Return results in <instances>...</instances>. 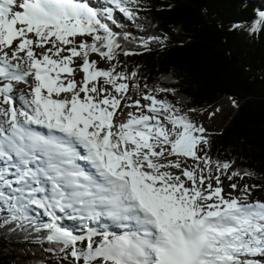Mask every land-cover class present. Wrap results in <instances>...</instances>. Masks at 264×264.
Masks as SVG:
<instances>
[{"label": "snow or ice", "instance_id": "obj_1", "mask_svg": "<svg viewBox=\"0 0 264 264\" xmlns=\"http://www.w3.org/2000/svg\"><path fill=\"white\" fill-rule=\"evenodd\" d=\"M110 2L136 18L128 5L137 0ZM112 11L106 19L115 24ZM259 16L252 31L264 25ZM120 36L78 0H0V204L10 220L30 221L32 206L44 209L52 218L47 240L74 264H264V201L232 182L252 173H229L231 164L217 161L213 175L211 159L198 155L208 143L203 126L151 91L142 94L148 103L133 100L124 81L135 72L98 67L116 60ZM125 108L135 111L117 122ZM57 209L107 215L122 231L73 234L56 223Z\"/></svg>", "mask_w": 264, "mask_h": 264}, {"label": "trees", "instance_id": "obj_2", "mask_svg": "<svg viewBox=\"0 0 264 264\" xmlns=\"http://www.w3.org/2000/svg\"><path fill=\"white\" fill-rule=\"evenodd\" d=\"M128 6L136 12L134 20L116 8L98 11V18L121 34L123 50L109 67L117 64L116 71L124 72V51L130 52L129 76L136 73L128 80L130 95L151 91L193 123L222 98L233 100L237 110L221 132L207 138L203 155L211 159L213 175L217 161L230 163L229 173H252L235 179L260 189L264 201V25L252 31L264 0H137ZM107 9L115 24L106 19ZM29 217L20 222L11 221L7 211L0 215V264H47L62 253L47 240L49 229Z\"/></svg>", "mask_w": 264, "mask_h": 264}, {"label": "rangeland", "instance_id": "obj_3", "mask_svg": "<svg viewBox=\"0 0 264 264\" xmlns=\"http://www.w3.org/2000/svg\"><path fill=\"white\" fill-rule=\"evenodd\" d=\"M93 1H94V3L96 5L101 6V7H103L104 5H112L110 0H92V2ZM87 37L88 36H84V37L77 36L76 40L79 42L82 39L86 40ZM161 40L162 41L163 40L171 41L169 37H164ZM37 51H40V50L38 49ZM93 58L95 60H99L98 54L94 53L93 54ZM131 58H132L131 54L126 56L127 69L124 71V73H126L128 75H129V68H130V65H131ZM80 63H82V62L79 59H77L76 60V64H80ZM109 63H110L109 61L105 60L103 62H100L98 64V67L105 68V69L109 68V66H110ZM82 76H83V73L82 72H78L77 79L78 80L82 79ZM124 82L128 83V80H126ZM13 83H14V85H15V87L17 89H25L26 90V85L25 84H23V83L16 84L15 82H13ZM127 95L131 96L129 92L127 93ZM132 99L133 100L134 99H141V104L148 103L147 101H144L142 99V96L132 97ZM129 102L130 101H128V100H124V101H122V104H127ZM233 102L234 101L231 100L230 98L224 97L218 103H216V105L213 108L207 110L206 112L200 113L199 119L194 124H196L197 126H203V128L205 129V132L203 133V135L206 138H208L212 133L221 132L226 127V125L229 123V121H230V119L232 117V116H230V113L231 112H235L237 110L236 104L233 103ZM127 111H135V109L134 108H132V109L125 108L124 109L125 115L124 116L117 115L116 116V120H121V122H123V120H124L123 118L125 117V119H126V112ZM0 119H3V118L0 117ZM170 127H171V125H169V128ZM201 147L204 149L205 145H201ZM203 152H199L198 155L203 156ZM182 161H183V158H182ZM197 163H201V162L194 161L192 158H187V165L194 166ZM201 167H203L202 163H201ZM205 175H207V172H205ZM221 180L223 181V184H224V187H225V191H232L231 189H228V187H227L229 182L227 181L226 177L221 175ZM212 182L215 185V181L213 180ZM232 182L237 183L238 189L240 187L244 186L243 183L239 179L236 181V179L234 178ZM250 187H251V191H252V195H251L250 199H252V200L259 199V200L263 201V197L261 195L260 189H257L256 187H252V186H250ZM233 194L234 195H239L240 193H239L238 190H236V191L233 192ZM32 207L35 210H38V212H36L34 209L33 210L29 209L28 215L36 216L37 218L34 217L36 219V221L39 219L40 223H42L43 226L45 224H48V223L52 222V218L45 213L44 209H40V208L35 207V206H32ZM4 211H7L6 206H4L3 204L2 205L0 204V215L3 214ZM39 211L41 212V214L39 213ZM38 213H39V215H38ZM45 214L51 219L47 218V216ZM56 217H57L56 223L61 228L69 230V231H72L73 234L81 233L82 235H84V234H86L87 230L89 229L88 225L82 226L79 219H77L78 222H76L77 225L75 226L77 228L76 229H74V228L72 229L68 225L69 220H67V219L71 218V220H72V218L74 216L61 215V214H59L56 211ZM79 227H82V228L80 229ZM97 239H99V237H97ZM79 246H82V245L78 244V247ZM65 255L66 254L63 253V252L59 253V254L55 253L54 259L52 261H49L47 264H74L73 258L71 256H68L67 259H65L64 258ZM81 264H82V262H81Z\"/></svg>", "mask_w": 264, "mask_h": 264}, {"label": "bare ground", "instance_id": "obj_4", "mask_svg": "<svg viewBox=\"0 0 264 264\" xmlns=\"http://www.w3.org/2000/svg\"><path fill=\"white\" fill-rule=\"evenodd\" d=\"M87 1H89V2H91L90 0H87ZM67 215H70V214H67ZM67 220H69V223H68V225L73 229H76L77 227H75L76 225H77V223L76 222H78L77 221V219H74V218H72V220H71V218H68ZM75 221V222H74ZM96 225V224H95ZM96 226H98V225H96ZM99 227V226H98ZM80 229L82 228V227H79ZM106 228H107V230H109V231H111V228L110 227H108V226H106ZM79 229V230H80ZM98 231H100V230H98ZM78 232V231H77Z\"/></svg>", "mask_w": 264, "mask_h": 264}]
</instances>
